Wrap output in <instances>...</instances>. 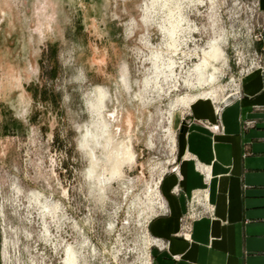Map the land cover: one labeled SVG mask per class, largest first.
Listing matches in <instances>:
<instances>
[{"label":"rangeland","instance_id":"rangeland-1","mask_svg":"<svg viewBox=\"0 0 264 264\" xmlns=\"http://www.w3.org/2000/svg\"><path fill=\"white\" fill-rule=\"evenodd\" d=\"M260 19L259 0H0L1 264H63L69 243L78 264H126L115 246L141 231L149 251L183 240V210L168 237L151 221L172 217L183 128H214L176 102L213 91L221 119Z\"/></svg>","mask_w":264,"mask_h":264},{"label":"crops","instance_id":"crops-1","mask_svg":"<svg viewBox=\"0 0 264 264\" xmlns=\"http://www.w3.org/2000/svg\"><path fill=\"white\" fill-rule=\"evenodd\" d=\"M259 5V60L241 80V99L221 119L213 102L189 104L196 120L214 129L194 122L183 128L180 181L165 175L161 185L172 217L151 221L153 235L168 237L183 210V240L170 237L169 253L151 249L152 264H264V0ZM176 183L178 198L170 194Z\"/></svg>","mask_w":264,"mask_h":264},{"label":"bare ground","instance_id":"bare-ground-1","mask_svg":"<svg viewBox=\"0 0 264 264\" xmlns=\"http://www.w3.org/2000/svg\"><path fill=\"white\" fill-rule=\"evenodd\" d=\"M215 50V49H214ZM220 51V50H219ZM215 54V53H214ZM214 56V55H213ZM198 69V68H197ZM154 70H156V66H154ZM199 94V93H198ZM189 96V95H188ZM197 98H199V97H197V95H196V97H183V98H181V99H179V100H177V104H182V105H189V104H191L192 103V101L194 102V100L195 99H197ZM200 98H203L204 100H206V101H212V100H214L215 99V95H214V92L213 91H211V92H207V93H205V94H203L202 96H200ZM217 104V103H216ZM219 104V103H218ZM96 108V107H95ZM92 109V108H91ZM217 109H218V106H217ZM93 110V109H92ZM91 110V111H92ZM94 111V110H93ZM95 112V111H94ZM92 113V112H91ZM95 113H98V112H95ZM99 114V113H98ZM97 114V115H98ZM96 115V116H97ZM100 116H102V115H100ZM99 116V117H100ZM98 117V116H97ZM97 119V118H96ZM99 119V118H98ZM101 119V118H100ZM97 124V123H96ZM100 126V125H99ZM102 127V126H101ZM83 146V145H82ZM93 158V157H92ZM129 160H131L130 158H129ZM94 161H95V158H94V160H93V164H94ZM92 162V161H91ZM97 162V161H96ZM92 164V165H93ZM96 165H97V163H96ZM96 167V166H95ZM117 170H114L113 171V173H115ZM119 171V170H118ZM92 172V171H91ZM95 172V171H94ZM93 172V173H94ZM93 173H92V175H93ZM112 173V175H114ZM119 173V172H118ZM91 174V173H90ZM91 175V176H92ZM91 176H89V177H91ZM101 182V181H100ZM55 211H56V208H55ZM146 235H147V241L148 242H146V240H145V238L143 239L142 237H143V232L141 231V235H140V243H138V244H136V245H134L133 247H125L123 244H118V245H116L115 246V251L117 252V255H113V257H114V259H116V260H119V261H122V262H125L126 264H129V261H130V259L129 260H127L128 259V257H127V253L129 254V252H132V264H152V261H151V258H150V254H149V249H150V245H160L159 244V242L157 241V240H154V238L153 237H151L150 236V234L148 233V231H147V233H146ZM61 245V244H60ZM68 246V245H70L72 248H73V250H75L74 249V246H73V244H71V243H69V244H64V250H63V261H62V263L63 264H78V253L76 252V254H77V258L75 259L74 258V256H72V254H70L71 253V251L70 250H68L67 251V254H66V248H65V246ZM128 250V252H126ZM81 252V251H80ZM108 253H110V255L112 254V251H108ZM70 254V255H69ZM66 255H67V260L66 261H68V263H65L66 261H65V258H66ZM83 255V254H82ZM109 255V256H110ZM84 257V256H83ZM127 259H126V258ZM87 260H88V258L86 259V258H84V262L86 263L87 262ZM111 263H113L112 261H111Z\"/></svg>","mask_w":264,"mask_h":264},{"label":"built area","instance_id":"built-area-1","mask_svg":"<svg viewBox=\"0 0 264 264\" xmlns=\"http://www.w3.org/2000/svg\"><path fill=\"white\" fill-rule=\"evenodd\" d=\"M259 34H258V36H257V40H259V38H260V32H258ZM259 60V59H258ZM191 216H196V213H192V215ZM160 249V248H159ZM162 250V249H161ZM150 253V252H149ZM151 258V257H150ZM151 261H152V259H151Z\"/></svg>","mask_w":264,"mask_h":264}]
</instances>
